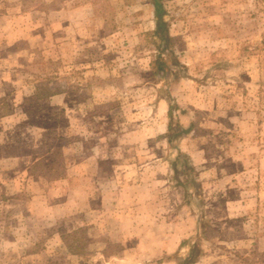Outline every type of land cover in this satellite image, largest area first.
I'll use <instances>...</instances> for the list:
<instances>
[{"label": "rangeland", "instance_id": "rangeland-1", "mask_svg": "<svg viewBox=\"0 0 264 264\" xmlns=\"http://www.w3.org/2000/svg\"><path fill=\"white\" fill-rule=\"evenodd\" d=\"M160 3L0 0V264H264V0Z\"/></svg>", "mask_w": 264, "mask_h": 264}, {"label": "trees", "instance_id": "trees-1", "mask_svg": "<svg viewBox=\"0 0 264 264\" xmlns=\"http://www.w3.org/2000/svg\"><path fill=\"white\" fill-rule=\"evenodd\" d=\"M151 2L153 3L154 6V15H155V26H154V30L152 32L153 36L155 37V39L158 41L159 45H158V49L161 48V50L163 51V47H165L168 42L170 41V37H169V33H168V27H167V22L165 21V19L163 18V8L161 5V0H151ZM177 63L175 58H171V57H165L163 56V53L158 54L155 56V58L151 61L150 63V72L156 76V77H160V78H165V74L167 75L170 72L169 66L170 65H175ZM171 73V72H170ZM168 95V94H167ZM37 102V98L35 97H29L26 98L24 100V103L22 105V109L24 110V112L26 113H30V112H34L36 109L33 108L31 111L28 110V107H31L32 105H36ZM2 103V105L0 106V118L10 115L13 113V110L10 108H7L5 106L3 99H0V104ZM175 107L169 106L168 108V118H169V122L167 125V143L168 144H172L173 138L175 137H180L183 136L187 133L188 129H184L183 127H180L179 130L177 132H175L174 127H177L179 124L178 122L174 123V120L172 119V110ZM178 155L179 154V150H177ZM52 164V163H51ZM181 161H180V156L178 158H176L174 160V162H172V168L177 171V169H181L180 171L184 172L187 175V172H185V169L183 168V166H181ZM55 168V166L52 164V169ZM182 172V173H183ZM41 175H46L42 174L43 172H39ZM187 180V179H186ZM76 234V233H73ZM73 234H67V236L65 238H73ZM71 246H69L70 249ZM194 256V249H192L188 255V257L185 259L184 263L186 264L189 260H192V257Z\"/></svg>", "mask_w": 264, "mask_h": 264}, {"label": "crops", "instance_id": "crops-1", "mask_svg": "<svg viewBox=\"0 0 264 264\" xmlns=\"http://www.w3.org/2000/svg\"><path fill=\"white\" fill-rule=\"evenodd\" d=\"M118 177V176H117ZM116 177V175H115V172H114V175L112 174V176L110 177V180H112V182H114V183H119V181H118V178ZM120 185V184H119ZM120 187H121V185H120ZM139 187V186H138ZM138 187L137 188H135V187H133V186H131V187H127V189H128V194H126V197L125 196H123L122 195V193H121V191H122V188H119L118 190H117V192H114V193H111V199L113 200V201H115L116 203H118V202H120V200L122 199V201L123 200H125V202H126V204H124V203H122V204H124V207H131V206H134L135 205V200H136V197H137V195H138ZM112 189V188H111ZM110 189V190H111ZM132 189H134V190H132ZM110 190H108V191H110ZM111 192V191H110ZM109 192V193H110ZM103 198V197H102ZM105 203H101V205H104ZM109 204V203H108ZM111 206H113V204H110ZM116 208H117V206H116ZM101 217H102V221L103 222H106L107 224H109V223H111V222H114V223H116L117 222V224H118V227H121V224H120V222L118 221V220H114V221H112L111 219H113V218H104V213L101 215ZM114 219H116V218H114ZM105 231H106V229L103 227V230H102V232H104L105 233ZM108 236H110L111 238H113L114 236L111 234V232L108 234ZM121 234H118V235H116L115 237L116 238H120L121 239ZM129 251H125V253H128ZM136 252H137V250H136ZM137 253H139V254H141V255H148L147 253H149V252H146V250L143 248V250L142 249H140L139 250V252H137ZM152 253V252H151ZM103 255L105 254V252L104 253H102ZM138 254V255H139Z\"/></svg>", "mask_w": 264, "mask_h": 264}]
</instances>
